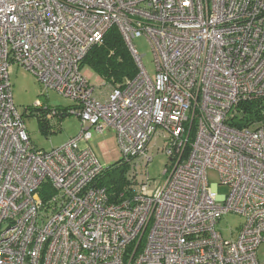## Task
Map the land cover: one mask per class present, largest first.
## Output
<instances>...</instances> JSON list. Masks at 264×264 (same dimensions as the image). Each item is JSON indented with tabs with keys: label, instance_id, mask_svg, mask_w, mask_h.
Returning <instances> with one entry per match:
<instances>
[{
	"label": "built area",
	"instance_id": "1",
	"mask_svg": "<svg viewBox=\"0 0 264 264\" xmlns=\"http://www.w3.org/2000/svg\"><path fill=\"white\" fill-rule=\"evenodd\" d=\"M112 26L137 74L96 94L80 63ZM137 36L150 43L154 78ZM11 65L76 103L65 113L35 104L46 123L76 115V137L48 152L31 143ZM91 128L112 130L129 166L128 194L114 201L92 185L104 170L96 154L79 147ZM155 137L168 164L150 192L148 173L137 177ZM208 170L228 194L217 195ZM228 213L243 222L225 239L217 223ZM261 245L264 0H0V264H264Z\"/></svg>",
	"mask_w": 264,
	"mask_h": 264
},
{
	"label": "rangeland",
	"instance_id": "2",
	"mask_svg": "<svg viewBox=\"0 0 264 264\" xmlns=\"http://www.w3.org/2000/svg\"><path fill=\"white\" fill-rule=\"evenodd\" d=\"M132 43L142 56L143 65L151 78L155 76V65L152 48L145 36H137L132 39ZM9 80L11 83L13 103L17 112L22 116L26 131L31 143L43 151H50L52 148H57L67 142L69 139L76 137L80 132L81 125L79 118L74 114L55 117L54 121L59 122V128L50 127L49 123L44 121L40 123L38 108L35 104L39 101L44 106L57 109L59 112H71L76 108V103L69 98L58 94L54 90L43 91L37 78L30 71L16 65H11L8 70ZM82 74L86 77L91 85L95 87V93L105 95L110 89L100 77L96 76L90 69L83 68ZM42 125V126H41ZM92 138L88 143L80 142L79 147L85 148L89 145L96 154L100 164L103 167L114 164L122 158V153L117 142V138L112 130H106L99 134L91 128ZM164 140L161 137H155L149 147V154L152 156V161L145 168H138L137 181L141 182L144 178L143 172H147L150 178L149 191L153 192L156 188L164 183L163 171L168 164V157L161 151ZM207 180L210 186L216 185V193L222 197L229 192L226 185L218 183L217 173L214 170L207 171ZM243 222V218L228 213L224 215L217 223V229L225 239L235 238L238 230ZM258 259L261 263L264 261V245H261L258 250Z\"/></svg>",
	"mask_w": 264,
	"mask_h": 264
},
{
	"label": "trees",
	"instance_id": "3",
	"mask_svg": "<svg viewBox=\"0 0 264 264\" xmlns=\"http://www.w3.org/2000/svg\"><path fill=\"white\" fill-rule=\"evenodd\" d=\"M90 69L96 76L100 77L109 87H118L125 84L127 80L135 77L137 67L133 57L121 35L118 28L112 26L104 35L100 45L93 46L80 63V69ZM254 103L249 105L250 108ZM39 110V109H38ZM64 116V115H63ZM62 116V117H63ZM61 117V118H62ZM40 123L44 120L39 114ZM41 125V126H42ZM194 128L192 127L191 135ZM128 164L121 158L112 165L104 167L103 172L92 182L95 187H104L110 201H114L116 197L126 190L128 182L126 173ZM48 185L44 184L40 189L42 197L50 194Z\"/></svg>",
	"mask_w": 264,
	"mask_h": 264
}]
</instances>
